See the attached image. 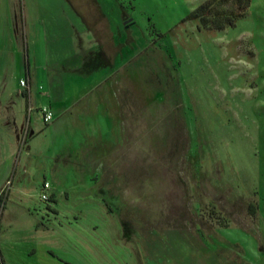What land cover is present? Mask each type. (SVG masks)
Wrapping results in <instances>:
<instances>
[{
	"label": "rangeland",
	"instance_id": "1",
	"mask_svg": "<svg viewBox=\"0 0 264 264\" xmlns=\"http://www.w3.org/2000/svg\"><path fill=\"white\" fill-rule=\"evenodd\" d=\"M207 1L0 0L5 264H264V0Z\"/></svg>",
	"mask_w": 264,
	"mask_h": 264
},
{
	"label": "trees",
	"instance_id": "2",
	"mask_svg": "<svg viewBox=\"0 0 264 264\" xmlns=\"http://www.w3.org/2000/svg\"><path fill=\"white\" fill-rule=\"evenodd\" d=\"M231 0H208L206 3H204L203 5H200L194 12H192L191 14H189L186 18V20H194L197 21L199 20L201 24H208L206 23L207 18L211 15L212 13V9L216 6V5H226L230 2ZM252 0H244V7H243V12H245L250 4H251ZM236 22L233 18H228V19H224L222 25H218V30H223L226 27H235ZM101 49L98 51V55L97 56H92V57H87L89 59V61H96L98 60V58L100 57L101 54ZM99 61V60H98ZM27 96V95H26ZM5 197L0 196V207L3 209L4 205H5ZM0 264H5V261L3 259V256L1 254L0 251Z\"/></svg>",
	"mask_w": 264,
	"mask_h": 264
},
{
	"label": "crops",
	"instance_id": "3",
	"mask_svg": "<svg viewBox=\"0 0 264 264\" xmlns=\"http://www.w3.org/2000/svg\"><path fill=\"white\" fill-rule=\"evenodd\" d=\"M77 53V55L78 56H80V62L78 63L80 66L82 65V67H83V70H84V75L85 74H91V73H93L94 72V70H92V68H88L89 66H90V64L92 65L93 63H95V62H97V60L96 61H89V59L87 58L88 56L85 54L86 52L84 51H81V54H79L80 52H78V50L76 51ZM98 60H99V62H100V64H103V63H105V61L103 62L102 60H101V58L99 57L98 58ZM106 64H103V65H101V66H105ZM83 75V76H84ZM27 79H28V81H29V86H30V91H29V93H30V96H31V93H32V88H33V86H32V80H31V77L28 75L27 76ZM27 96H28V94H26ZM25 95V96H26ZM25 97V100H26V103H29V98L28 97ZM58 105H57V108L56 109H54L53 108V105H51V104H49V105H43V106H46V107H49L51 110H52V112L55 114V115H58V112L60 111V109L58 108V106L61 104L60 102H58L57 103ZM77 104V102H72L71 103V105H72V107L73 106H75ZM42 107V106H41ZM40 107V108H41ZM70 109V108H69ZM69 109L66 111V112H68L69 111ZM30 113V112H29ZM40 113V112H39ZM29 116H30V114H29ZM29 120H30V117H29Z\"/></svg>",
	"mask_w": 264,
	"mask_h": 264
},
{
	"label": "built area",
	"instance_id": "4",
	"mask_svg": "<svg viewBox=\"0 0 264 264\" xmlns=\"http://www.w3.org/2000/svg\"><path fill=\"white\" fill-rule=\"evenodd\" d=\"M20 87L26 91L27 93H29L30 91V86H29V81L27 78L25 79H22L20 81ZM32 109L31 107H29V112H31ZM40 114L42 115V119H43V122L46 123V124H49L51 122L54 121V114L52 112V110L46 106H42L40 108ZM11 182H8V184L10 185ZM50 189V184L48 182H46L44 185H43V194L41 195V198L43 201H48L49 200V196L47 194L48 190Z\"/></svg>",
	"mask_w": 264,
	"mask_h": 264
}]
</instances>
